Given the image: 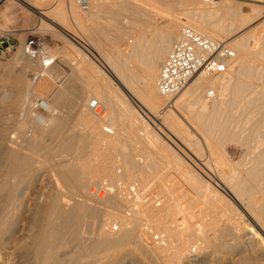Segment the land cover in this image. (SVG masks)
Segmentation results:
<instances>
[{"label": "bare ground", "instance_id": "bare-ground-1", "mask_svg": "<svg viewBox=\"0 0 264 264\" xmlns=\"http://www.w3.org/2000/svg\"><path fill=\"white\" fill-rule=\"evenodd\" d=\"M59 2L55 20L67 28L72 22L78 30L54 24L67 37H61L68 40L66 46L59 40L64 47L42 56L45 43L26 31L17 35L20 48L8 50L11 58L6 53L0 57L5 82L12 83L0 89V264H264V21L241 39L228 36L234 25L246 29L256 23L263 6L252 5L245 13L241 5L226 1L166 0L167 11L181 12L184 6L186 12L172 15L167 28L150 39L152 34L142 31L141 13L151 0L130 4L127 9L136 16L131 14L127 29L117 27L116 8L108 9L105 24L99 23L100 0H90L88 10L78 0ZM5 8L6 22L19 18L21 26L7 25L3 32L22 31L27 10L49 26V13L32 0H6ZM103 26L115 39L129 38L132 49H103ZM183 27L226 41L235 57L225 73L195 77L169 99L161 96L157 81ZM71 39L82 42L101 67ZM146 46L153 50L145 51ZM60 48H66L67 59L54 64ZM77 55L79 72L73 66L68 75L66 66ZM92 97L102 107L98 112L91 109ZM127 97L138 102L150 124ZM183 108L193 124L202 123L194 127L215 145L211 162L194 164L204 177L158 134L170 129L171 137L199 144L183 125ZM138 129L144 130L143 137L137 136ZM232 141L246 147L236 162L223 146ZM148 145L162 158L144 150ZM143 150L151 157L145 152L148 159L142 160ZM208 195L223 203L220 218L212 214L219 209L217 202L212 201L216 208L210 211ZM202 199L208 201L203 210L211 212L209 219L186 208Z\"/></svg>", "mask_w": 264, "mask_h": 264}, {"label": "rangeland", "instance_id": "rangeland-1", "mask_svg": "<svg viewBox=\"0 0 264 264\" xmlns=\"http://www.w3.org/2000/svg\"><path fill=\"white\" fill-rule=\"evenodd\" d=\"M33 1V4L35 5V6H37V7H39V8H43V11H44V13L46 14V13H49L48 15L46 14L45 15V18H46V22H48V24H49V26H48V28H47V25L46 26H42L41 24H42V21L43 20H41L42 19V17H40L36 12H34V11H32V10H27V14H28V18H27V22H26V25H25V27H23L22 28V31H21V29H18V30H16L15 32H3V30H5V28H6V26L8 25V27L10 28V29H15V27H16V25H18V27L19 26H21L20 25V23L18 22L19 21V18L15 21V19H13L12 21H7L6 22V20H5V18H4V16H3V14L5 13L6 14V0H0V57L2 56V54L3 53H6V58L7 59H9V58H11V56H9V53H8V50H10V53H15L19 48H20V45H21V43H22V40L21 39H19L18 37L19 36H17L18 34H20V35H23V34H26L25 32L27 31V34L26 35H28L29 36V38H36V39H39V40H43L42 41V43H45V48L42 50L43 51V54H42V56H47V53H49V50H52V49H56V48H59V47H64V46H66V43H67V41H66V43H65V40H64V38L62 39L61 37H65V39H67V37L64 35V34H61V32L55 27V25H57V24H61L62 25V23L61 22H58L57 20H55V19H59V15H58V10H57V8H55V6L57 7L58 6V4L60 3L59 1L60 0H58V2H56L57 0H55L54 2H53V0H32ZM47 1V2H46ZM51 1V2H50ZM63 1H65V0H61V2H63ZM170 2H173L174 0H169ZM201 1V0H200ZM223 1H226V2H231V3H236L235 4V6H240L241 5V8L243 9V11L245 12V13H250L251 11V8H250V6L252 7V5H261V6H263L264 7V3H259V2H256L255 0H223ZM223 1H221V2H223ZM100 2H101V5L103 6V14H102V16H103V18L101 19V20H99V23H101V24H105L106 23V21H107V16H109L110 15V13L108 12V9H111V8H116L117 10H119V13H118V16L115 18L116 19V24H117V27L118 28H122V29H127V28H129V26L131 25V17L133 18V16H131V14H132V12L130 11V10H128L129 8V6H130V4H132L133 2H134V4L136 5L137 3L138 4H140L139 3V0H100ZM220 2V3H221ZM58 3V4H57ZM56 4V5H55ZM168 3L166 2V0H151V5H145L146 7H145V9L143 10V11H145L147 14H149V15H147L146 13H145V15L146 16H149V17H144L145 15L143 14V13H141V17L143 18H141V17H138L139 19L141 18V20H142V22L145 20V22H143V23H146V24H144L143 25V27L141 26V28H142V31L144 32V31H146V29H147V31L146 32H150L152 35L156 32V33H158V32H161V31H163V30H165L166 28H165V26L164 25H167V23H170L171 22V20L173 19V17H172V15L174 16V14H183L184 12H186V10H185V7L184 6H181L179 9L181 10V12L180 11H176V10H170V11H167L166 9H167V7H168V5H167ZM239 4V5H238ZM52 6H53V8H52ZM184 7V8H183ZM261 8V11L263 12V15L261 16V18H259L257 21H256V23H254V24H252V25H250V26H246V29H245V27L243 28V29H237V26L236 25H234L233 26V29L235 28V30L234 31H230L231 33L228 35L229 37H233L232 39H241L242 37H244L245 35H247L250 31H252V30H254L255 29V27L257 26V25H259L261 22H263L264 21V8ZM46 8V9H45ZM55 8V9H54ZM128 8V9H127ZM6 9V10H5ZM49 9V10H48ZM151 9H152V11H151ZM183 9H184V12H183ZM46 10V11H45ZM6 11V12H5ZM151 12V13H150ZM180 12V13H179ZM51 13V14H50ZM157 13V14H156ZM53 14V15H52ZM54 14L57 16H55L54 17ZM134 14V13H133ZM132 14V15H133ZM151 14V15H150ZM155 14V16H156V18H154L155 16H153ZM50 15V16H49ZM54 17V18H52V16ZM134 16H136L135 14H134ZM150 16H153V18L152 17H150ZM166 16V17H165ZM169 16V17H168ZM147 18H151L150 20L149 19H147ZM167 18V19H166ZM48 19H50V20H48ZM149 20V23H147L148 21L147 20ZM52 20H54V21H52ZM170 20V21H169ZM147 21V22H146ZM166 21V22H165ZM18 22V23H17ZM154 22V23H153ZM15 23V24H14ZM152 23V24H151ZM156 23V24H155ZM5 24V25H4ZM55 24V25H54ZM155 24V25H154ZM11 25V26H10ZM142 25V24H141ZM169 25V24H168ZM167 25V26H168ZM13 26V28H11ZM63 27H66L67 28V26L65 25H62ZM151 28H149V27ZM152 26H155V28H158V29H155L154 27H152ZM74 27H76V26H74ZM73 26H72V22H69V25H68V28L67 29H69V28H71V29H69L72 33H78V30H77V32H75L76 31V29L74 30L73 28H74ZM104 27V26H103ZM146 27H148V28H146ZM161 27H163L162 29H161ZM77 28V27H76ZM143 28H145L144 30H143ZM155 29V31H154V29ZM150 29V30H149ZM232 29V30H233ZM151 30H153V33H152V31ZM49 31H52V32H49ZM102 31H103V37L105 38V40H106V42H107V44L106 45H104L103 43V45H102V47H104L103 49H105V47H106V49L107 48H110L111 46L110 45H112L113 46V48L114 49H116V50H120V51H124L123 53H126L127 51H129L130 49H132V48H130L131 47V42H130V40H128L129 38H127V40H126V38H122L123 40H121L119 37V39L120 40H118V39H115V38H113L112 37V35L110 34V32L109 33H107V29H105V27L102 29ZM238 33H237V32ZM146 32H144V33H146ZM234 32V33H233ZM237 34H236V33ZM248 32V33H247ZM23 33V34H22ZM50 33V34H49ZM149 33V34H150ZM233 33V34H232ZM33 34V35H32ZM36 34V35H35ZM85 34L87 35V36H84L86 39H88L89 40V37L91 36V34H90V32L89 31H85ZM148 33H146V35H147ZM235 34H236V36H235ZM134 35H136V34H134ZM149 35V38L150 39H156V36L155 35ZM231 35V36H230ZM31 36V37H30ZM148 36V35H147ZM227 36V37H228ZM236 38H235V37ZM84 37H82L81 39L87 44V42H86V39L84 38ZM223 39H226V37L224 38V37H222ZM237 39V40H238ZM57 40V41H56ZM59 40H62V41H60V43L62 42V45H64V46H62L60 43H59ZM64 40V41H63ZM72 40V39H71ZM116 40V41H115ZM32 41V40H31ZM73 41V40H72ZM30 42V41H29ZM55 42V43H54ZM74 42V41H73ZM128 42V43H127ZM252 42V40H250V42H249V44L252 46L253 45V42ZM64 43V44H63ZM58 45V47H55V46H57ZM74 44H75V46H77L80 50H81V53L83 54V55H85L88 59H90L96 66H98V67H101V65H100V63L98 62V57H94L93 55H91V54H89L88 52H87V49L85 48H83L82 46L84 45L82 42H80V43H76V42H74ZM129 44V45H128ZM174 44V43H173ZM82 45V46H81ZM110 46V47H109ZM128 48H130V49H128ZM146 48V49H145ZM144 49H145V51H147V48H148V51L147 52H150L151 50H153V49H150V47L149 46H146ZM231 48V47H230ZM41 49H42V47H41ZM47 49V50H46ZM150 49V50H149ZM57 50V49H56ZM65 50H66V48H60L59 49V53L56 55V57H54V64L55 63H57L60 59L62 60V59H67V56L64 54L65 53ZM47 51V52H46ZM52 51H55V50H52ZM46 53V54H45ZM168 54V53H167ZM237 55V54H236ZM167 56V55H166ZM166 56H165V58H166ZM78 58H80V57H78V55L77 56H75L74 57V59H72L70 62H71V66L68 64H66L67 66H66V70H65V73H66V71H67V74L69 75L70 74V72H69V70L68 69H72L73 68V66H74V68L72 69V70H77V72H79L78 71V67H79V64L81 65V58L79 59V60H77ZM58 60V61H57ZM158 60V59H157ZM163 60H165V59H163ZM68 66H70L69 68H67ZM76 68V69H75ZM70 69V70H71ZM238 68L236 67L235 69H234V72H237L236 70H237ZM72 70H71V72H72ZM4 71H5V68H3V67H1L0 66V89H2V90H4L5 89V87L6 86H9V88H10V86H11V84L12 83H7V82H5V75H4ZM6 74H9L10 75V77L11 76H13V74L11 73H9V72H7ZM4 75V76H3ZM76 80V79H75ZM77 80H78V82H79V79L77 78ZM76 80V81H77ZM191 83H193V82H190V84ZM260 81H257V82H255V86H256V88L258 89V86H260L261 87V85H260ZM189 85V84H188ZM258 85V86H257ZM259 87V89H261ZM257 89H255V90H257ZM217 92V91H216ZM131 98V97H130ZM127 99H128V101L131 103V105H132V107L140 114L139 116H141L148 124H150L149 123V120L148 119H150V118H148V117H146V115L144 114V111H142V108L138 105V102L134 99V98H131V99H129L128 97H127ZM92 100H97V99H94L93 97H92ZM163 108V107H162ZM185 110V111H184ZM186 110H187V108H183L182 109V111H183V116H184V112H185V116L183 117L182 115H181V119H182V122H183V125H185V127L189 130V133L191 134V135H193V136H195V137H193L192 136V138H193V140H194V142H197V139H198V142L197 143H199V144H197V146H193V144H192V142L190 143V145H189V143L188 144H186L185 142H183V140H182V137H179L178 135H177V138L178 139H180V141H178V139L177 138H175V137H171L172 135H170L171 133H169V130L170 129H167V130H161L162 132H158V134H159V136L163 139V141L165 142V143H167L168 144V146L169 147H172V148H174L175 149V151H177V154H179L185 161H187V164H189L191 167H192V169H194L196 172H198L197 174H201L200 176L202 177L203 175H202V173H201V171H199L195 166H194V164L195 165H197V164H200V162H202V160H204L205 162H207L206 160L208 159V161L210 160V159H212L213 158V156H214V149H215V145L213 146V144H211V143H209V142H207L205 139H204V135H203V133H205V132H202V131H200L197 127H194V126H201V124L202 123H198V122H195L194 124H193V121H191V117H189V116H187L188 115V113H189V111H187L186 112ZM159 111H161L160 109H159ZM137 113V114H138ZM185 119V120H184ZM189 120H190V122H189ZM189 123H188V122ZM159 122H161V120H157L156 121V123H159ZM197 124V125H196ZM192 125V126H191ZM154 128V127H153ZM194 128V129H193ZM162 129V128H161ZM139 131V133H136L137 134V136L138 135H142L141 137H143V134L144 133H140V130H141V132H143L144 130H142V129H138ZM171 132H172V130H170ZM137 132V131H136ZM165 132V133H164ZM163 135H162V134ZM169 133V134H168ZM173 133V132H172ZM161 134V135H160ZM174 134V133H173ZM206 134V133H205ZM170 136V138H169V136ZM138 137H140V136H138ZM124 138V137H123ZM195 138V139H194ZM125 139V138H124ZM172 139H174V140H172ZM127 140V139H126ZM177 140V141H176ZM182 140V141H181ZM128 141V140H127ZM204 141V142H203ZM129 142V141H128ZM175 142V143H174ZM201 142V143H200ZM207 143V144H206ZM209 143V144H208ZM170 144V145H169ZM181 144H183V145H181ZM187 145H189V146H187ZM207 145H209V146H207ZM212 145V146H211ZM148 146H150V145H148ZM148 146H146L147 148H144V150H146V151H151L152 153H153V155H152V153H150V152H146V151H144L141 155H139L140 156V158H142V160H143V158H144V160H145V157L148 155L149 157H151V155H152V157L153 156H156V153L157 152H155V151H153L155 148V146H153V145H151L150 146V148L148 147ZM223 146L227 149V152H228V154L235 160V162L236 161H239V158L241 159L242 157H244L243 155H244V153H245V149H246V147H239V145L236 143V142H234V141H232L231 143H226L225 144V142L223 143ZM145 147V146H144ZM177 147V148H176ZM188 147V148H187ZM207 147V148H206ZM214 147V148H213ZM231 147V148H230ZM154 148V149H153ZM243 148V149H242ZM148 149V150H147ZM152 149V150H151ZM179 149V150H178ZM189 149V150H188ZM195 150V151H194ZM200 152H199V151ZM194 151V152H193ZM197 151L199 152V153H197ZM145 152H146V156H145ZM209 152H210V154H211V158H210V154H209ZM148 153H150V155L148 154ZM194 153V154H193ZM198 154V155H196V154ZM201 153V154H200ZM157 155H158V153H157ZM199 155H200V157H199ZM147 156V157H148ZM198 156V157H197ZM242 156V157H241ZM146 157V158H147ZM148 157V158H149ZM157 157H161L160 155H158ZM139 157L137 158L136 157V159L137 160H141ZM147 158V159H148ZM162 158V157H161ZM243 159V158H242ZM245 159V158H244ZM247 160H245V161H247V164L249 165L250 163H248V162H250V160H252V159H250L249 160V158L247 157L246 158ZM190 160V161H189ZM196 160V161H195ZM212 160H210L209 162H211ZM243 161V160H242ZM193 163V164H192ZM244 163H246V162H244L243 161V164ZM242 164V163H241ZM247 164H245V165H243L242 166V171H244V169L246 168H244V166H246ZM247 165V166H248ZM165 167V166H164ZM203 168V169H202ZM201 169L203 170V171H207L206 170V168L204 169V167H202L201 166ZM121 171V169L120 170H117V172H120ZM165 171V170H164ZM245 172V171H244ZM204 177V176H203ZM192 195V196H191ZM193 196H194V194H191L190 193V195H189V197H191V198H193ZM208 196H209V198H208ZM207 196V200H210V198H212V197H210V196H212V195H208ZM190 198V199H191ZM206 199V198H205ZM214 198H212L211 199V206H212V209H210V211L212 212V210H214V208H216V204H218V210L217 211H213V215L214 216H216V217H218V218H220L219 217V214H220V210H221V214H220V216L222 215V213H223V208H224V205H223V203L221 204V202L218 200H213ZM206 201V200H205ZM212 201H214V204L216 205V206H214V204H213V202ZM193 202H195L196 203V206H194V204L195 203H193L192 205H191V207L189 206L188 207V205H189V203H186V205H187V210H189V211H191L192 213H194V212H199V214L201 215V217H203V216H205V217H207V219H209L210 218V214H211V212L207 209L206 211H209V212H207L206 213V211H204L205 210V208H204V203H206V202H208V201H206V202H204V199H202V200H198V202L195 200V201H193ZM198 204V205H197ZM201 205H203V206H201ZM223 206V208H222V206ZM201 206L202 208H199V207ZM210 206V205H209ZM193 207L195 208V210H193ZM192 208V209H191ZM221 208V209H220ZM204 209V210H203ZM202 211V212H201ZM204 211V212H203ZM207 215H209V216H207ZM203 215V216H202Z\"/></svg>", "mask_w": 264, "mask_h": 264}, {"label": "built area", "instance_id": "built-area-1", "mask_svg": "<svg viewBox=\"0 0 264 264\" xmlns=\"http://www.w3.org/2000/svg\"><path fill=\"white\" fill-rule=\"evenodd\" d=\"M222 0H202L215 4ZM83 10H88L90 0H78ZM235 57V52L226 41L205 37L192 28L183 27L178 39L163 61L157 81L158 91L166 98L175 97L195 77H212L225 73ZM210 99L215 91L208 92ZM94 112L102 109L95 100L91 102Z\"/></svg>", "mask_w": 264, "mask_h": 264}]
</instances>
